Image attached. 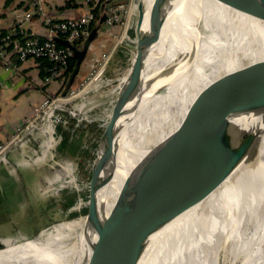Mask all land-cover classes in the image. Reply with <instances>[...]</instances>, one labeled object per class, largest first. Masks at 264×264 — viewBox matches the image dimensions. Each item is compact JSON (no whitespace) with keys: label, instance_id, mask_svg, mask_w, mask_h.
<instances>
[{"label":"bare ground","instance_id":"bare-ground-1","mask_svg":"<svg viewBox=\"0 0 264 264\" xmlns=\"http://www.w3.org/2000/svg\"><path fill=\"white\" fill-rule=\"evenodd\" d=\"M242 1L248 11L215 0H145L146 17L149 8L162 14L161 39L157 54L146 62L144 85L126 106L129 132L121 144L133 160L130 167L124 161L117 171L110 169L97 195L103 221L119 207L133 166L183 124L198 100L208 102L220 86L223 91L242 84L253 66L264 65V21L259 18L264 0ZM130 12L131 6L128 20ZM241 149L211 193L156 233L149 252L153 257L148 254L144 261L222 264L226 258L229 264H264V128ZM82 225L80 219L62 221L26 242L6 246L0 264H88L81 255L85 244L76 234Z\"/></svg>","mask_w":264,"mask_h":264},{"label":"water","instance_id":"water-1","mask_svg":"<svg viewBox=\"0 0 264 264\" xmlns=\"http://www.w3.org/2000/svg\"><path fill=\"white\" fill-rule=\"evenodd\" d=\"M215 1L248 11L242 0ZM159 2L164 4L166 0ZM146 7L145 0H139L135 55L120 87L118 83L115 89L84 190L78 218L83 225L76 234L85 244L81 255L88 264H151L144 260L151 256L156 233L211 193L218 186L219 176L237 160L241 148L264 128V65L256 64L242 84L222 91L221 80L210 87L216 89L217 85L220 89L208 102L198 100L183 124L150 148L125 177V195L119 207L104 221L98 216L97 195L107 173L112 168L117 171L124 161L130 167L133 160L129 148L121 144L129 132L131 114L126 106L130 96L144 85L146 62L157 54L155 47L161 39L162 14L149 8L146 17ZM105 17L103 12L80 48L54 39L76 59L69 79L63 81L62 95L74 83ZM259 18L264 21L263 15ZM99 55L90 58V63L95 58L89 63L91 69Z\"/></svg>","mask_w":264,"mask_h":264},{"label":"built area","instance_id":"built-area-1","mask_svg":"<svg viewBox=\"0 0 264 264\" xmlns=\"http://www.w3.org/2000/svg\"><path fill=\"white\" fill-rule=\"evenodd\" d=\"M84 3L87 10L82 16L60 20L45 14L42 0H28V10L18 17L9 30L0 31V54L3 51V47L13 46L14 52L20 61L27 59L44 61L47 64L43 77L44 85H49L64 78L63 75L66 72L71 53L67 48L59 46L54 39L62 38L69 43H75L80 39L84 40L86 38L90 32V26L95 22V16L91 9L99 5L102 8L103 4H101V0H85ZM130 6L131 4L123 5L119 3L104 5L102 10L105 12L106 17L102 26L105 32L110 33L115 27H119L123 28L125 34L132 28L128 26ZM35 16L42 18L45 34L43 36H32L20 42V38H18L20 35L19 24L23 21L31 20ZM116 44L99 55L98 62L95 63V66H99L98 71H103L109 65L114 55ZM95 66L93 70L96 69ZM65 102L67 100L65 95L62 94L44 98L32 110L28 119L18 126L6 141L0 143V164L8 163L6 154L10 151L16 152L21 156L25 155L26 151H29L30 154L26 156L29 157L28 161H32L31 163L39 164L49 160L52 161L53 149L60 139L57 134L59 128L63 129L70 137H73L76 131L81 130L83 133L81 150L90 155V160L87 162V171L89 173L105 120L104 118L92 119L90 115H86L85 112L76 107L73 108L72 112L68 111V109L61 106ZM64 112L69 113L67 117ZM44 159L46 160L44 161ZM76 172L77 168H73L72 162L59 160V162H55V168H52V174L48 177L47 183L52 186V190L56 189L55 191H63L73 186L77 192H82L86 183L84 187L77 185ZM82 205L83 197L80 193H77L74 206L76 209L81 210Z\"/></svg>","mask_w":264,"mask_h":264},{"label":"crops","instance_id":"crops-1","mask_svg":"<svg viewBox=\"0 0 264 264\" xmlns=\"http://www.w3.org/2000/svg\"><path fill=\"white\" fill-rule=\"evenodd\" d=\"M107 1L114 4L120 2V0ZM84 2L85 0H42L45 14L60 20L82 16L87 10ZM28 7V0H0V31L9 30L18 17L28 10ZM18 30L20 42L32 36L45 34L42 18L39 16L23 21L19 24ZM104 37L106 43L108 40L112 41V36L105 32L102 26L97 38L91 44L86 59L81 63L74 82L87 74L89 68L87 61L90 63V58L105 51ZM70 44L74 45V43ZM80 46L76 47L80 48ZM96 52L98 53L95 55ZM0 57V60L3 58L0 62V143H2L28 119L32 110L44 98L63 91L66 83L63 84L65 78H61L52 82L55 83L54 86L52 83L44 85L43 77L47 64L36 59L20 61L13 46L3 47ZM29 154L30 152L26 151L25 155L21 156L10 151L6 154L8 163L0 164V241L9 237L15 229H21L22 220L32 219L31 215L35 213V210L44 208L51 202L48 190L45 189L46 187L43 189V182L46 183L49 177H47L45 163H31L32 161H28L29 157L26 156ZM37 235L29 236L20 233L13 239L4 240L3 243L13 246Z\"/></svg>","mask_w":264,"mask_h":264},{"label":"rangeland","instance_id":"rangeland-1","mask_svg":"<svg viewBox=\"0 0 264 264\" xmlns=\"http://www.w3.org/2000/svg\"><path fill=\"white\" fill-rule=\"evenodd\" d=\"M119 3L123 5L131 4L128 26L132 28L124 34L123 28L115 27L112 31H110L112 41L108 40L106 43V40H104L105 37L103 38V41L105 43L103 49L105 51H108L117 43L114 55L109 65L103 71H98V65L95 66V70H93L94 68L91 69V67H89L85 77L78 81H75L72 84L69 91L65 94V99L67 100V102H65L64 105H61L62 107L68 109V111L72 112L73 108L76 107L79 110L81 109L83 112H85L86 115H90L92 119L104 118L105 120V117L110 108V104L114 98V92L117 84L119 83L120 86L123 80L122 77L123 75H125L127 69L130 66L132 56L134 55V44L136 43L135 23L137 22V18L134 13V7L135 3H137V0H120ZM97 53L98 52H96L95 55ZM99 54H101V52ZM94 59L91 61V63L94 61ZM87 64L89 65L88 61ZM54 85L55 83H52V86ZM62 92L63 91L58 92L54 95L62 94ZM67 114L69 113L64 112V115L66 117ZM59 129L60 131H62V133L64 132L63 129ZM81 135H83V133L81 132V130H78L75 132L73 137H68V139H70V142H72V146L77 147L73 155L69 156H62L57 154L58 143H60L64 137L63 134L58 135L60 139L53 149V160L44 162L45 168L48 172L47 177L51 176L52 168H55V162H59L60 157L63 158L62 161L72 162L74 169L77 168V172L75 175L76 183L77 185L84 187L88 177L87 162L90 160V155L88 153H84V151L81 150ZM45 160L46 159H44V161ZM46 181L48 182V179H46ZM47 182H43V189L44 187H46L45 189L48 190V195L51 196V202L50 204H48L50 206L46 205V207L44 208L35 210V213L31 215L32 219L22 220V224H20L22 226L21 229H15L11 232L9 237L4 238L0 241V249H3L7 246L5 243H3L4 240L13 239L20 233H25L29 236H35L41 229H45L46 227L52 226L56 223L80 218L82 209H76L74 203L77 199V193H80V195L83 197L85 191L77 192L73 186L70 187V189H64L63 191H55L56 189L52 190V186L48 185ZM70 197H74L72 205L66 206V203L68 202V199ZM30 211H33V209H30ZM225 257H227V255ZM226 260V258H222V264H229V262H227Z\"/></svg>","mask_w":264,"mask_h":264},{"label":"trees","instance_id":"trees-1","mask_svg":"<svg viewBox=\"0 0 264 264\" xmlns=\"http://www.w3.org/2000/svg\"><path fill=\"white\" fill-rule=\"evenodd\" d=\"M106 3H107V0H101V4L105 5ZM91 12L95 16V22H93L92 25L90 26V30L97 24L99 18L101 17V15L103 13V10H102L101 6L99 5L97 7L92 8ZM82 40L83 39L76 41L74 43V46L75 47L80 46L81 43L83 42ZM76 48H79V47H76ZM75 64H76V59L73 56H70V58L68 60V66H67L66 72L63 75L65 79H67L70 76V74L72 73V71L75 67ZM58 133L63 134L64 137H63V140L60 143H58L57 154L62 155V156L73 155V153L75 152L77 147L72 146V142H70V139H68L69 135H67L65 132L62 133V131H60V129L58 130ZM73 200H74V197H70L68 199V202L66 203V206L72 205Z\"/></svg>","mask_w":264,"mask_h":264}]
</instances>
